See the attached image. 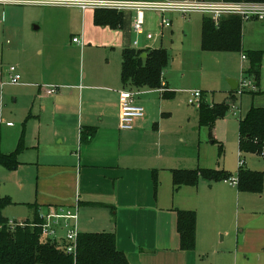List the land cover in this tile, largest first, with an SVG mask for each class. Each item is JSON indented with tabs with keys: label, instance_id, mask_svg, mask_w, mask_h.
<instances>
[{
	"label": "crops",
	"instance_id": "0c3cea01",
	"mask_svg": "<svg viewBox=\"0 0 264 264\" xmlns=\"http://www.w3.org/2000/svg\"><path fill=\"white\" fill-rule=\"evenodd\" d=\"M24 1L35 3L39 0ZM6 9L4 16L6 13V16L9 15ZM77 9L81 11L80 17L83 19L78 28L79 33H70V43L67 41L64 45L58 40V35L65 33V30L59 29L57 38L53 36L54 39L46 43L47 49L52 52H48L42 59L43 62L35 59V56L43 57L44 49L36 50L33 41L25 42L20 30L8 24L4 27L6 31L0 32V37L2 33L4 37H9L6 43L8 46L0 57V68L15 65L22 76L20 83L16 85L11 84L8 78L5 83L0 80V151L4 155H12L18 151L19 162L14 170L0 165V198L8 197L13 202L3 211V215L8 218L5 214L8 208L23 207L22 209H27L32 214L30 218L20 222L25 223L32 222L36 215L41 219L46 212L76 210L79 233H114L117 249L126 254L130 264H209V259L216 258L221 253L219 237L225 238L227 235L222 228L223 218L215 215L218 212V201L214 197V185L210 187L202 181L196 187L181 189L173 194L170 173L173 176L175 170H188L187 168L192 167L176 161L184 158H175V155L172 157L165 152V123L171 116L167 112L170 105L166 101L174 100L179 92L185 90V74L163 73L162 88L159 89H136L125 86L122 80L124 50L167 51L171 47L168 45H175L177 28L174 27L173 15L178 14L182 19L191 21L193 14H160V25V18L156 14L145 16L144 13L145 28L142 34H137L134 31V19L137 17L134 11L110 10L123 14L122 27L112 29L97 26L94 21L97 10L107 9L82 10L76 7ZM229 17L231 16H224L219 24ZM164 18L170 21V27L162 25ZM206 18L209 17L202 15L199 22L196 20L194 26H190V29L193 28L198 33V41H190L188 44L187 34L180 41L183 45L182 53L185 54L183 58L198 50L203 54L239 53L203 50L202 33ZM211 20L216 26L219 25ZM250 21H243L242 28L243 49L240 53H243L242 61H247L242 80H252L246 75L251 66L250 52L263 53L261 68L264 66V51L258 49L260 45L256 49L244 46L245 24L252 23ZM259 23V29L264 30V21ZM166 29L169 30L164 33ZM38 30L39 27L33 29ZM75 38L80 43H75ZM66 49L68 53L72 52L73 57L58 60L56 52ZM244 55L246 60L243 59ZM77 59H80V67L77 66ZM226 62L229 63L228 60ZM262 75L261 69L259 86L256 85L255 90L249 89L243 94L240 90L242 80L232 76L228 80L229 88L224 87L222 99L218 101H214L213 90L210 92L212 102H209V92L201 87L189 90L188 103L193 93L200 92L202 97L196 101L199 106L203 101L210 106L226 103L231 109L239 106V113L233 116L240 115L237 118L240 130V121L251 108H264ZM233 81L239 82L236 91L230 85ZM52 87H58L59 93L54 96L46 95V90ZM122 91L133 92L137 103L146 109V116L137 119L131 131L119 128ZM166 92L172 93L173 99H165L163 94ZM198 115L200 123V112ZM229 118L232 117L227 115L221 120ZM217 123L218 121L212 130ZM205 128L210 130L209 127ZM84 129L94 131L92 140L87 143L81 141ZM238 155L237 173L244 161V168L247 167V156H258L242 154L240 146ZM209 167L211 168L206 165L202 169L207 170ZM210 170L224 171V168L218 163L215 169ZM155 175L161 178L162 186L168 184L171 191L162 189V186L159 188L154 183ZM224 184L230 187L231 196L239 201L242 193L236 190V186L225 181ZM178 211H192L197 215L196 242L191 251L181 249L177 228ZM238 225L240 235L236 255H243L245 259L255 255L263 257L264 225L257 222L242 223V228L240 223Z\"/></svg>",
	"mask_w": 264,
	"mask_h": 264
},
{
	"label": "rangeland",
	"instance_id": "374dc122",
	"mask_svg": "<svg viewBox=\"0 0 264 264\" xmlns=\"http://www.w3.org/2000/svg\"><path fill=\"white\" fill-rule=\"evenodd\" d=\"M51 1L60 0H39L35 3L23 1L21 3H11L6 5L0 3V32L5 30L4 27L8 24L11 27H15L17 30H20L21 37L25 42H28L29 40L33 41L36 45V50L40 48L44 49L45 54L43 57L35 56V59H38L40 62H43L42 59L48 55L49 51L50 53L52 52V50L47 49L46 43H49L50 40L54 39V37L57 38L56 34L59 29L62 31L65 30V33H60V35H58V40H60V43L66 45L67 41L70 43L71 40L69 34L79 33L78 28L83 22V19L80 17L81 11H78V9L76 10V7L71 8L53 3ZM142 1L161 2L167 0ZM5 8H7L6 10L9 14L7 16V13L4 16ZM134 13L136 16L137 13L135 11ZM146 14H156L160 18L159 22L161 25L160 13L158 14L157 12L153 13V11H146L145 16ZM173 17L175 20L174 27L177 28L174 38L175 45H168V47L171 46L170 48H167L169 65L163 73L165 74L167 72L168 74H171L172 72H182L185 74V80H187V83L185 90L179 92L174 100L166 101V104L170 105V110L167 112L170 113L171 116L165 123V152L172 157L175 155V158H184L183 160L176 161L184 162L185 165L191 166L192 168H187L188 170H198L200 167L202 169L206 165L211 166V168L209 167L207 170L215 169L219 163V165L224 168L226 174L237 178V170L239 167L238 154L240 132L237 118H239L240 115H238V117H234L233 114L237 115L240 107L237 106L236 108V106H234L228 114V116L232 118L225 120L220 119V121L218 120L216 128L211 131L202 127L199 123V103L190 105L188 103L187 96L190 92L189 90L194 91L195 89L201 87L209 92V102L213 101V97L210 94L212 90L214 91V101L222 99V95L224 94L223 89L224 87L229 88L228 80L232 79V76H236L235 79L237 80L243 79L242 72L246 69L247 61H242L243 53L203 54L199 50L196 53L191 52L187 58H183L185 54L182 53L183 45L180 41H183V38L185 39V34L188 35V44H190V41H198V33L193 28H191V31L190 26H194V22L196 23V20L199 22L202 14L191 15V21L182 19L181 16H178V14L173 15ZM250 22L252 23L245 24L246 37L244 46L245 48L256 49L260 45V48L258 49L264 51V30L259 29V21ZM35 27H39L40 30L33 31ZM168 30H164V33ZM31 35H33V38ZM8 39L9 37H4L2 33V37H0V57L3 50L8 46L6 45ZM71 53H68V49L59 50L56 52L55 57H57L58 60H68L70 59V56L73 57ZM226 60H228L229 63H227ZM171 63L173 67L170 65ZM77 66L80 67V59H77ZM5 69L6 67L1 70ZM226 72L228 73L226 74ZM262 73L264 82V66L262 68ZM251 79L253 80L252 77ZM253 86L254 89L252 90H255L256 87L254 84ZM5 90L6 89L4 88V91ZM213 141L215 142L213 143ZM246 162L247 167L245 169L264 174V156L249 155L247 156ZM244 165L245 161L242 166L244 167ZM170 174L172 191L169 189L168 184H164L162 186L160 181L161 178H158L159 176L157 177V175L154 176L156 178V180L154 178V183L156 181L159 188L162 186V189L171 191L173 194H175V192L177 193L181 189L184 190L188 187H196L182 185L180 188H177L173 183L172 173ZM202 181L206 182L210 185V187L214 185V197H216L218 201V212H215V215L217 218H223L224 223L222 228L227 234L225 238L222 236L219 237L221 240L220 245L222 246L221 253L218 257H212L211 260L209 259V264H216L217 262L218 264H264V254L263 257L255 255L249 256L248 259H245L243 255L237 256L235 251L240 235L239 223L241 228L242 223L257 222L260 225H264V181L263 189L260 193L240 192L236 187V190L242 193V197L239 201L235 198V196H231V193L229 192L230 187L224 184V180L208 181L201 178L198 185ZM22 208L23 207L8 208L5 211V214L12 222L16 221L17 223H20L22 220H26L32 216L27 209ZM61 234L64 236V232H61Z\"/></svg>",
	"mask_w": 264,
	"mask_h": 264
},
{
	"label": "trees",
	"instance_id": "16d2710c",
	"mask_svg": "<svg viewBox=\"0 0 264 264\" xmlns=\"http://www.w3.org/2000/svg\"><path fill=\"white\" fill-rule=\"evenodd\" d=\"M225 2L264 3V0H223ZM95 24L101 27L119 29L123 25V14L110 10H97ZM243 21L231 16L224 18L216 26L210 18L204 19L202 47L207 52H242ZM261 52H250L251 66L246 75L253 78L257 87L261 80ZM122 80L125 86L136 89L162 88L163 72L169 64L168 52L159 50L123 51ZM248 90L243 91L247 93ZM165 99H173L172 93H164ZM226 103L210 106L205 101L199 106L200 125L212 131L215 123L224 119L230 112ZM94 131L84 129L81 132L82 143L92 140ZM240 152L242 154L264 153V108H251L247 116L240 121ZM18 152V151H17ZM17 152L4 155L0 151V165L14 170L19 162ZM237 188L240 192L260 193L263 189L264 174L240 167L237 173ZM203 178L208 181H225L233 178L224 171L216 170H175L173 183L175 187L182 185L197 186ZM156 180V178H155ZM156 185L157 182L155 181ZM13 204L11 198H0V264H130L125 253L117 249L114 233L80 234L76 256L68 254L65 243H58L44 237L42 220L38 215L32 222L13 227L3 211ZM178 233L181 249L191 251L195 247L197 215L192 211H178Z\"/></svg>",
	"mask_w": 264,
	"mask_h": 264
},
{
	"label": "built area",
	"instance_id": "2783aa9c",
	"mask_svg": "<svg viewBox=\"0 0 264 264\" xmlns=\"http://www.w3.org/2000/svg\"><path fill=\"white\" fill-rule=\"evenodd\" d=\"M24 0H0V3L11 4L21 3ZM53 3L79 7L82 10L87 9H107L117 11H136L137 17L134 21V31L137 34H142L144 29V13L153 11L160 14L181 13L184 15L199 13L213 19L216 24L224 16H237L243 21L258 20L264 21V3H248V2H213L210 0H182V1H162V2H147V1H54ZM162 25L170 27L171 23L168 19L162 20ZM75 43H80L78 38L74 39ZM243 59L247 57L244 55ZM8 78L11 84H19L22 76L19 69L15 65L8 66L6 70H0V80L3 83ZM253 81L244 79L241 81V92L249 89H254ZM60 89L52 87L46 90V95L54 96L58 94ZM202 97L200 92L192 94L189 103L194 105ZM146 116L144 106L137 103L135 94L130 91H122L120 93V118L119 128L123 131H131L134 129V124L137 119H143ZM264 156V153L262 154ZM226 183L237 186V179L231 178L225 180ZM44 237L53 243H58L61 246L65 243V250L68 254L76 256L78 237V213L77 211L62 210L58 212H46L41 216ZM10 225L16 227L23 226V223L10 222ZM61 232H64L62 236Z\"/></svg>",
	"mask_w": 264,
	"mask_h": 264
},
{
	"label": "water",
	"instance_id": "95a60500",
	"mask_svg": "<svg viewBox=\"0 0 264 264\" xmlns=\"http://www.w3.org/2000/svg\"><path fill=\"white\" fill-rule=\"evenodd\" d=\"M230 85H231L232 90L236 91V90H238L239 82L238 81H233V82H230Z\"/></svg>",
	"mask_w": 264,
	"mask_h": 264
}]
</instances>
